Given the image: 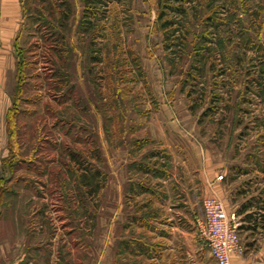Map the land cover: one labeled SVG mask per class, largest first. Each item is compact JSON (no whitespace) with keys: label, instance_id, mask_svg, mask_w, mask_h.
<instances>
[{"label":"rangeland","instance_id":"1","mask_svg":"<svg viewBox=\"0 0 264 264\" xmlns=\"http://www.w3.org/2000/svg\"><path fill=\"white\" fill-rule=\"evenodd\" d=\"M18 3L0 264H216L195 226L210 195L239 221L234 264H264V0H168L165 40L158 0Z\"/></svg>","mask_w":264,"mask_h":264},{"label":"trees","instance_id":"2","mask_svg":"<svg viewBox=\"0 0 264 264\" xmlns=\"http://www.w3.org/2000/svg\"><path fill=\"white\" fill-rule=\"evenodd\" d=\"M158 1L160 2V11L157 14V19H158V21H160L159 25L163 29V34L165 36L164 40H165V39H167V35H166L167 31L171 29V27L174 25L173 23H175L176 21L171 19V18H167L165 16L166 12H164V10H162V9L168 7V9L170 11H172V12H176L177 11L180 14V8H178V9L177 8H172L171 6H169V4H165L168 0H158ZM194 1L196 2L197 5H201V3H204V1H206V0H194ZM205 5L207 6L208 4H205ZM43 22L45 23V21H43ZM171 35H173L172 32H171ZM175 37L179 38V42L181 43L182 46L185 45L186 37H185V33L184 32H181L180 34L176 35ZM208 39H210V38H208ZM215 40L216 41H215L214 44L218 46V51L217 52L219 53V56L225 61L226 68L229 69V68H231L232 65H236L237 64V62L235 60L236 54H235L234 50L231 49V52H228V47L230 46L229 42L233 41V38H231V36L229 35V32L227 30H224L223 32H221V31L217 32V36H216ZM255 52H256V56H254L253 58L250 57L251 60L252 59L256 60V65L258 66V70L256 71L257 78H251V81L253 83H256V81H254L256 79L257 80H263L264 79V48L263 47L260 48V46L256 45L255 46ZM20 55H21V50L19 48H16V56H18V60L16 61V65H15V85H14V88H13L12 101L18 95V93H20V91L22 89L21 88L22 81L19 78V75H20L19 73H21L22 70H23V66H22L21 61H20ZM197 55H199L198 49L197 48L193 49V52H192V64L189 66V69L195 67L193 63L195 61H197V60H194ZM251 65L254 66V64H251ZM246 73H248V69L246 70ZM244 74H245V72H244ZM64 75L65 74H63V76ZM63 82H64L63 84L68 86V83H67L66 79L63 80ZM256 85H258V84L256 83ZM13 109L14 108L10 106L6 110L5 115H4L5 129H6L8 138L11 137V131H12L10 126H8L10 124L9 121L13 117L14 113H16V111L13 110ZM8 146H9V149H10V151L8 150V154L9 155L6 158L2 159V164L8 163V165L11 167L12 164H13V162H11L12 161L11 157L13 156V149L11 148L10 140H9V145ZM9 190H10L9 188L3 186V181H2V178L0 177V195L3 196Z\"/></svg>","mask_w":264,"mask_h":264},{"label":"built area","instance_id":"3","mask_svg":"<svg viewBox=\"0 0 264 264\" xmlns=\"http://www.w3.org/2000/svg\"><path fill=\"white\" fill-rule=\"evenodd\" d=\"M238 225L235 212L227 211L216 196L202 198L201 215L195 218V226L205 238L208 252L216 264H228L231 254L242 252Z\"/></svg>","mask_w":264,"mask_h":264},{"label":"crops","instance_id":"4","mask_svg":"<svg viewBox=\"0 0 264 264\" xmlns=\"http://www.w3.org/2000/svg\"><path fill=\"white\" fill-rule=\"evenodd\" d=\"M19 0H0V145L4 137V115L10 105V82L15 75V54L18 48L16 36L19 32ZM206 183L208 194L222 195V190L212 177ZM213 186V187H211ZM222 197V196H221ZM223 198V197H222ZM225 201V199L223 198ZM238 255L231 254L228 264H234ZM241 260V259H240Z\"/></svg>","mask_w":264,"mask_h":264}]
</instances>
